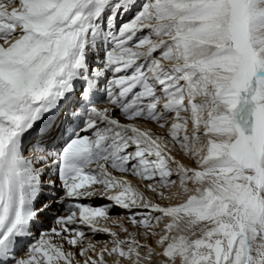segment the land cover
Returning <instances> with one entry per match:
<instances>
[{
    "label": "snow or ice",
    "instance_id": "1",
    "mask_svg": "<svg viewBox=\"0 0 264 264\" xmlns=\"http://www.w3.org/2000/svg\"><path fill=\"white\" fill-rule=\"evenodd\" d=\"M0 264H264V0H0Z\"/></svg>",
    "mask_w": 264,
    "mask_h": 264
},
{
    "label": "bare ground",
    "instance_id": "2",
    "mask_svg": "<svg viewBox=\"0 0 264 264\" xmlns=\"http://www.w3.org/2000/svg\"><path fill=\"white\" fill-rule=\"evenodd\" d=\"M96 204H101V203H104V201L102 200H96L94 201ZM113 215H119V211L118 210H113ZM41 221H42V224L41 226H39L35 231H36V235H39L42 231H44V227L43 225H46V226H51L52 224V221L50 220V218H41ZM46 221V222H45ZM100 240L101 243H103L107 237H104L103 235L101 237L98 238Z\"/></svg>",
    "mask_w": 264,
    "mask_h": 264
},
{
    "label": "rangeland",
    "instance_id": "3",
    "mask_svg": "<svg viewBox=\"0 0 264 264\" xmlns=\"http://www.w3.org/2000/svg\"><path fill=\"white\" fill-rule=\"evenodd\" d=\"M51 220V219H50ZM46 222V221H45ZM44 229L43 230H46L48 227L50 226H46V225H43Z\"/></svg>",
    "mask_w": 264,
    "mask_h": 264
}]
</instances>
